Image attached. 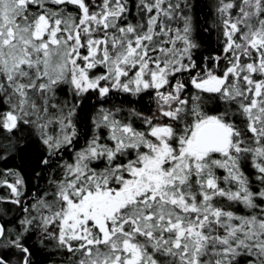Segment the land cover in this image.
Here are the masks:
<instances>
[{
  "label": "snow or ice",
  "instance_id": "1",
  "mask_svg": "<svg viewBox=\"0 0 264 264\" xmlns=\"http://www.w3.org/2000/svg\"><path fill=\"white\" fill-rule=\"evenodd\" d=\"M193 7L0 0V131L26 132L48 173L26 199L23 175L0 170V203L23 213L0 223V264H35L34 232L66 264H264V0H217L210 57ZM120 93L156 109L99 108L91 135L78 128L89 94Z\"/></svg>",
  "mask_w": 264,
  "mask_h": 264
},
{
  "label": "trees",
  "instance_id": "2",
  "mask_svg": "<svg viewBox=\"0 0 264 264\" xmlns=\"http://www.w3.org/2000/svg\"><path fill=\"white\" fill-rule=\"evenodd\" d=\"M193 4L194 35L196 42L200 44V48L195 55L197 57L218 55L224 38L221 34L220 21L216 13L217 0H193ZM129 101H132V103H129ZM113 106L122 109L121 116L118 118L126 116V110L129 108H134L145 116L151 115L156 109L155 102L149 95L142 94L140 97H136L120 93L101 99L95 94H89L86 101L77 109V117L82 121V123H78V128H82L88 135H91V120L97 110L99 108H112ZM209 106L211 107V105ZM135 126L139 127V122H135ZM7 137V133L0 131V146L11 143L15 147L10 149L6 159L0 160V170L15 169L23 175L26 182L25 198L28 199L33 194H39L48 186V173L42 167H37V161L41 155L40 146L35 142H31L24 131L15 133L11 140ZM81 143H83V139H81ZM249 171L250 169H246V173ZM37 173H39V176H37ZM218 174L223 175V170H220ZM7 194V188H0V196H6ZM22 216L20 206L7 202L0 203V223L8 222V228H15ZM40 241L41 237L38 232H34L28 241L34 249L32 259L35 264H66L67 254L64 250L56 248L55 241H44V243ZM13 258L18 259V257Z\"/></svg>",
  "mask_w": 264,
  "mask_h": 264
}]
</instances>
